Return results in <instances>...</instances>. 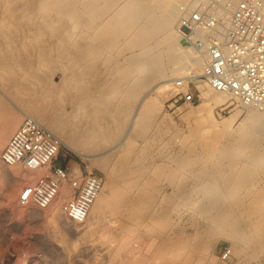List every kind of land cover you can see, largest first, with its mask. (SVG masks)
I'll return each mask as SVG.
<instances>
[{
  "label": "bare ground",
  "instance_id": "6f19581e",
  "mask_svg": "<svg viewBox=\"0 0 264 264\" xmlns=\"http://www.w3.org/2000/svg\"><path fill=\"white\" fill-rule=\"evenodd\" d=\"M181 1L198 5L209 0H0L3 86L13 92L27 116L50 126L69 149L96 160L106 176L77 235L69 229L60 231L62 218L71 222L60 206L71 195L67 181L47 207H35L59 229L57 239L66 247L70 264L78 240L95 236L99 230L104 239L94 241L97 250L124 255L128 264L127 254L142 247L138 238L143 235L151 239L150 247L162 264H210V248L219 237L231 240L238 264H264V187L256 183L258 171L264 168V110L244 104L249 111L239 127L234 126L237 113L218 122L213 109L230 94L207 85L206 102L194 114L204 126L214 128L212 135L200 138L199 128L193 133V127L175 139L182 144L180 152H170L176 167L165 165L152 176L147 171L148 145L175 138L159 117L162 100L158 93L172 85V74L184 76L190 68L201 71L206 58L180 42L174 24ZM237 1L220 0L222 32ZM53 63L65 72L61 83L52 78ZM146 91L157 95L141 99ZM65 100L74 103L77 115L86 119L82 120L85 128H72L59 117L58 106ZM23 113L10 110L0 100V151ZM121 136L118 158L105 155L99 159L90 153L111 146ZM224 137L226 142L219 143ZM137 139L147 145L138 147ZM156 151L164 155L162 149ZM21 165H7L0 157V189L12 214L24 218L30 204L18 202L22 184L45 176L50 167L24 165V170ZM162 176L173 186L180 181L204 188V197L190 204L206 221L194 237H187L185 231L170 235L177 222L170 218L171 196L158 188L155 192ZM5 253L1 247L0 260Z\"/></svg>",
  "mask_w": 264,
  "mask_h": 264
},
{
  "label": "rangeland",
  "instance_id": "374dc122",
  "mask_svg": "<svg viewBox=\"0 0 264 264\" xmlns=\"http://www.w3.org/2000/svg\"><path fill=\"white\" fill-rule=\"evenodd\" d=\"M181 4H183V1L179 2V5ZM178 16L177 18H179ZM176 22L174 25H176ZM178 58L177 61H179ZM53 64H54L53 65L54 69L52 70L51 73L52 78L54 81L56 82L58 81V83L59 82L61 83L66 77L65 72L63 71V69H60L61 67H59V64L56 63ZM171 66L174 68L175 65L174 66L171 65ZM179 76L182 75L174 76L172 74L171 79L172 78L174 79ZM1 83L2 80L0 82V100L4 101L8 105L10 110L22 111V112L25 111V113L22 114V119L20 123L18 124L16 129H14V131L10 134L8 138L9 140L11 136L14 134V132L17 130V128L21 125L25 116H27L26 112L28 113V111L19 104V101L16 100L17 98H15L16 96L13 94V92L8 88L6 89V87L3 86L4 83L2 84ZM200 88L203 91V94L204 91L210 89L206 83H200ZM165 91L166 92L158 93L161 94L160 100H162V107L160 108L159 117L170 128L169 134H171V137H175V138H172L171 141L169 138L166 141L159 140L158 143H154V144L150 143L151 145L150 144L148 145L151 146L149 147L151 149L146 158V163L148 164L147 171L149 173V176H152L153 171H155L157 168L164 169L165 165L168 166V169H170V166L171 168L176 167V164L170 160V152L176 153V152H180V150L182 149V144H178V142L175 141L177 137H182L183 133L190 132V130H192L193 127H195L193 133H196L199 128L196 134L200 138L205 137V135H212V133L214 132V128L212 126H207L208 127L207 128L202 124V121L197 119V117L194 114L198 106L206 102L207 98L205 94H204V100L199 104L191 105L188 103H183L175 109H169L168 100L172 95L171 84L169 88ZM144 93L142 94L141 99L149 97L150 95L151 96L157 95L156 92L146 91ZM58 107H60V112L58 111L59 117L61 116L64 122L66 121L70 122L71 126L73 125L72 128L81 129L87 126L85 123L86 119L83 120L84 117H82L80 114L77 115V113H79L78 112L79 110H77L76 106L71 101L65 100V102H63V104L61 102L60 106ZM248 111L249 110L245 108V106L235 101L232 102V99L228 97L226 101L214 107L212 116L216 121L222 122L229 119L234 113H237V119L234 125L235 128H237L239 127V125L242 124L243 122L242 120H244L247 117ZM82 120L85 122H83ZM196 121H200V122H196ZM42 124L44 123L42 122ZM46 126L52 129L50 126L48 125ZM202 131L203 133L201 134ZM206 131L207 132L210 131V133L209 132L207 133ZM122 139L123 138L121 136L111 146L106 147L101 151H94L90 153L94 154L96 156L95 158H99V159L101 158V156H105V155L106 156L110 155L118 158L119 155H121V151H122V145H123ZM8 140L4 144L3 148L7 144ZM210 140L209 141L213 144L211 138ZM219 140H220L219 143L226 142L225 137L220 138ZM135 143H137L136 145L138 147H143L144 144L147 145L143 139H137ZM112 147H114V149H112ZM157 147L159 149H162L164 155L156 151ZM2 150L0 151V153L2 152ZM93 161L97 162L96 160ZM93 161L80 156V154L69 149V147H67V145H65L64 143H62L60 153L57 159L55 160L56 163L63 164L65 166H69L68 164L72 162L73 164L71 165L72 167L70 166L69 167L72 173L75 175H79L85 171H95L103 177V180H105L106 176L103 169H101ZM20 168L27 170V168H25L24 165L23 166L21 165ZM49 173L50 172H48V174L46 173L45 176H48ZM40 178L41 177H38L36 180L32 182H24L22 184L21 190L25 185L34 183ZM258 178L259 180L256 182L257 186L259 185L261 187L262 185V187H264V168L258 171ZM155 185H157L155 186L156 193L158 192V190H156L158 188L161 193H168V195L171 196L170 200H168V203L170 204V218L172 220L174 219L177 222H174L176 223V226H174V228L170 230V235L172 234L174 236L176 234L180 235L182 234V232L185 231L187 237L192 238V235L194 237L197 232L202 231V229L205 227L204 225L206 224V221L204 220L205 217L200 213H198L196 209H194V207H192L190 204L199 202L200 198L204 197V193H205L204 188L202 189L200 187L191 186V183L185 184L184 182H180V181H178L173 186L171 185L170 180L166 176L160 177L158 181L155 183ZM65 186L70 188V186H68L67 184H65ZM19 194H18V202H19ZM4 195H5L4 190L0 189V248L2 247L3 249H5L6 252L5 256L2 257L0 260V264H70L66 255V247L62 244L60 240L57 239V237L60 235L59 233L61 230L63 231L68 229L71 231L73 235H77L85 222L76 223L71 219H70L71 222H69V220H67L66 218H62L61 225H63V227L59 231V229L56 226H53L52 223L49 222L48 219L44 216L43 210H40V212L38 211L39 213L35 211L36 209L35 207H38L36 204L31 203L29 207L28 206L25 207L27 208V215L24 218H22L19 215H13L11 210L12 206L6 202V200L4 199ZM73 196L74 194L71 191V195L69 196V198L63 199L60 203L61 204L60 206L62 207V204L65 201L72 199ZM96 239L97 241L104 239L102 230L101 231L99 230V232H97L95 236L90 235L88 237L82 238L81 240H78L79 244L76 245L79 246L74 249L72 256L73 258L72 264H128L127 259L125 258L124 255L122 256L116 254L114 255V253H111L106 250H97L96 246L94 245V241ZM157 240L159 239L156 238V241ZM138 241L142 243L141 244L142 247L140 246L134 247L135 251H130L127 254L128 255L127 257L130 258V262H129L130 264H140L142 261L143 263L141 264L163 263V260L159 258L160 255H157L156 250L150 247L152 241L149 238V236L143 235V237L138 238ZM232 247H233L232 242L229 238L226 237L217 238L214 245L210 248V258H209L210 264H236V263L238 264L239 261L237 260V257L234 255V249H232ZM52 248L56 251L54 254L50 253L49 251ZM150 248L151 250H149ZM227 250L231 251V253L229 256L224 257V253Z\"/></svg>",
  "mask_w": 264,
  "mask_h": 264
},
{
  "label": "built area",
  "instance_id": "2783aa9c",
  "mask_svg": "<svg viewBox=\"0 0 264 264\" xmlns=\"http://www.w3.org/2000/svg\"><path fill=\"white\" fill-rule=\"evenodd\" d=\"M220 0L203 4L181 5L176 29L180 42L206 55L203 68H191L186 75L172 80L169 109L183 103L199 104L204 100L200 83L230 94L232 102L264 110V0H240L232 9L226 30H220ZM210 34H198V31ZM62 146L58 134L33 116H25L1 152L7 165L23 164L31 168L49 165L48 176L23 187L22 205L47 207L63 182L73 189V198L62 204L65 215L76 223L86 220L103 186V177L95 171L79 175L70 167L56 164ZM227 250L224 257L229 256Z\"/></svg>",
  "mask_w": 264,
  "mask_h": 264
},
{
  "label": "crops",
  "instance_id": "0c3cea01",
  "mask_svg": "<svg viewBox=\"0 0 264 264\" xmlns=\"http://www.w3.org/2000/svg\"><path fill=\"white\" fill-rule=\"evenodd\" d=\"M55 163H56V162H55ZM56 164H58V163H56ZM61 165H63V164H61ZM68 165H69L70 167H72L71 165H73V164H72V162H70ZM69 166H68V167H69ZM48 172H49V171H48ZM71 189H72V188H71V186H70V191H72V193H73V189H72V190H71Z\"/></svg>",
  "mask_w": 264,
  "mask_h": 264
}]
</instances>
